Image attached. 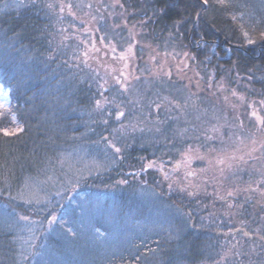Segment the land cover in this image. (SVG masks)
Returning <instances> with one entry per match:
<instances>
[{"label":"trees","instance_id":"16d2710c","mask_svg":"<svg viewBox=\"0 0 264 264\" xmlns=\"http://www.w3.org/2000/svg\"><path fill=\"white\" fill-rule=\"evenodd\" d=\"M120 2L126 11L116 0H0V102L8 98L0 110V264H264V250L253 252L243 236L257 227L264 234V208L251 206L258 195L243 209L212 195L264 180V154L225 166L226 180L214 167L237 140L264 139L245 120L251 102L264 117V0H230L228 7L214 0L204 7L198 0ZM129 30L138 41L131 60L140 79L122 94L113 79L119 70H111L119 67L113 57L134 43ZM181 60L191 70L180 73ZM161 65L171 78L153 75ZM238 78L251 91L237 86ZM231 88L243 94V106L234 104ZM16 124L24 130L3 135ZM189 146L205 159H193L180 183L179 173L168 171L165 181L143 170L151 161L182 162ZM189 184L201 186L188 188L196 196L179 190ZM51 215L61 218L49 225Z\"/></svg>","mask_w":264,"mask_h":264},{"label":"snow or ice","instance_id":"6c2138e0","mask_svg":"<svg viewBox=\"0 0 264 264\" xmlns=\"http://www.w3.org/2000/svg\"><path fill=\"white\" fill-rule=\"evenodd\" d=\"M198 2L201 4V7H204V6L209 5L210 0H198ZM214 2L216 4H218L219 6H221V7H228L230 0H214ZM116 4H118L121 9H125L124 3H121L120 0H116ZM47 7L51 9L53 7V5L52 4H48ZM68 7L71 8V5H68ZM88 7H91V5H88ZM113 7H115V5H113ZM60 11L61 12L64 11V6L63 5L60 6ZM125 11H126V9H125ZM69 14L71 15V12ZM121 15L123 16V13ZM231 19L233 21H236L237 17L235 15H233L231 17ZM126 21H127V18L125 17V24H124L125 27H127V22ZM81 23H83V21H81ZM141 23H145V22L142 21ZM114 26L116 28H119L121 25L116 24ZM133 28H135V25H133ZM241 30L243 32V36H244L245 41L248 44H254L255 40L250 36L249 32L243 31V25H241ZM62 31H67V30L63 29ZM129 32H130V37H131L132 41H134V43H130L129 44V47L127 49V54L121 53V55L119 56L120 60H125L126 61L128 59V56L132 54L133 48L135 47V44L138 43V41L135 40V34H132L131 30H129ZM260 35H261V37H264V32H261ZM101 42L103 43V40H101ZM81 43H84V42L81 41ZM93 48H95V44H93ZM96 51L99 52L100 49L97 48ZM111 51L115 52V47L114 46L111 47ZM182 54L186 58L187 61H195L196 60L195 55H192V54H190L188 52H183ZM83 56H84V60L82 62L85 65H87L88 58H89V52L85 51L83 53ZM115 58L116 57H113V59H115ZM150 58L153 61H155V59H156L155 56H152ZM180 65H182V67ZM128 67H129L128 63H125L124 66H123V69L120 70L119 76H113L115 84L119 86V90H121L122 94L129 92V90L132 88L131 81L133 79L134 80H139L140 79L139 76H135V75H131L130 73H126L124 71V69H127ZM185 69L191 70V65L186 63L184 60L179 61V63H178V71L180 73H185ZM161 74H163L164 76H167L168 78H171V76H172V72L171 71H163V65L160 66V71L153 73V75L157 79L160 78ZM197 75H198V73H197ZM188 79H189V81H191L192 78L189 77ZM107 83H108L107 80H105L104 84H107ZM104 84H100L99 87L100 88H104ZM196 87L199 88V81L196 82ZM106 90L107 89H105V91ZM101 95H103V93H101ZM232 95L233 96L236 95L235 91L232 92ZM164 99L167 100V97H165ZM6 100H7V97L5 96V101ZM225 101H227V97H225ZM106 102H107V100H105V103ZM169 103H171V102H169ZM260 103L262 105H264V101H261ZM178 106L179 105H177V107ZM102 107H103L102 102L100 100H97L96 101L97 110L102 109ZM156 107H157V109H159L161 107V105L160 104H156ZM250 107H251V105H250ZM5 108H6V103L5 102H0V110H4ZM2 115H4V112L0 111V116H2ZM109 115H111L110 112H109ZM251 115L253 117H255V119H256V121L258 122L259 125L264 126V118H262L260 115H258L255 110L252 111ZM123 117H125V112L118 109L117 113H116V119L117 120H121V118H123ZM12 121H13V123H16L15 116H12ZM103 122L105 124L108 123L107 120H104ZM121 126L124 127L123 124ZM240 126L243 127V121L242 120L240 121ZM132 127L135 128V125H132ZM23 130H24L23 127L21 125H19V124H16V128L14 130L2 129L4 136L16 135L18 131L22 132ZM259 130L262 133H264V127H261ZM186 131H187V129H184V132H186ZM181 134L183 135V133H181ZM209 138H211V137H209ZM104 139L107 140L106 137ZM241 142L243 143V141H241ZM257 143H258L257 140L253 139L252 140L253 147H251L246 153H244L243 155H240L239 157H237L236 155H231V156L226 157V158L221 157V158L217 159L216 164L217 165H225L228 170H231L233 168V166H234V164H233L234 161L246 162V161H244V155H247V156H249L252 159H258V157L253 156V153H255L257 151L264 150V139H261L259 141V147H256ZM108 146L113 148L115 153H117V154H119L121 152V148L117 147L115 144H112L111 142H109ZM193 151L194 150L189 146L186 149V151L184 153H182V155L184 157L183 163L186 166L190 167L191 159H201V160L205 159V157L201 156V155H196L195 157H193L191 155V153ZM262 154H264V153H262ZM212 163H213L212 160H208L209 166H212ZM156 166H157L156 165V161H151L145 166V168L143 170L146 171L148 168H153V167H156ZM179 167H180V165H177V169ZM159 170L163 172V167L160 166ZM202 171H208V169H203ZM219 172H220L221 176L223 177V179L226 180L227 176H224L225 167L219 168ZM192 174H193L192 172H188L187 173V175H192ZM133 175H135V174H133ZM164 178L165 179H169V176H168L167 173L164 174ZM212 179H216V177H213ZM217 182L219 184H221V188H222V181L218 180ZM119 183L126 184V183H128V181L127 180H121V181H119ZM262 184H264V180L258 181L256 186H253L252 184H249L248 187H246V188H240L238 186L231 187L229 189L224 190V192H225L224 195L220 194V189H216V190H214V193H212V195H214L216 197V199H218L220 201H223L226 204L228 209H233L234 207L239 208V209H243L246 204H250L251 203V201L253 200L252 193H255V194L258 195L259 199H257L255 204H252L251 206L252 207H256L257 205H259L260 207L264 208V187H261ZM189 187L200 188L201 186L200 185L193 186V185L189 184L188 186L180 187L179 190L181 192H187V195L190 196V197L196 196L198 193L194 192V191H189L188 190ZM169 190L170 191L173 190L172 184H169ZM204 191L206 193V189ZM241 193H246L247 195H245L244 200L242 202L237 203L236 202L237 201V197H239ZM229 198H231V199H229ZM26 202L29 203V204L32 203L31 200L26 201ZM37 203H39V201H37ZM21 219L27 220V217H21ZM261 219H264V216H262ZM56 220H57V217L55 215H51V219H49L47 222H48L49 225H51V224H54L56 222ZM63 223L65 225L67 224L66 221H64ZM66 231H68L69 233H71L73 235L75 234L74 229L71 228V227H66ZM237 231H242V230H237ZM243 236L247 237L249 240L252 241V243H253L252 251L253 252H255L257 248H260L261 250H264V234L261 233V229L259 227L254 229L252 232L243 231ZM239 243H240V241L238 240L237 244H239ZM233 247L235 248L236 245H233ZM226 259H227V253L224 256L221 257V260H226ZM217 264H220V262L218 261Z\"/></svg>","mask_w":264,"mask_h":264},{"label":"rangeland","instance_id":"374dc122","mask_svg":"<svg viewBox=\"0 0 264 264\" xmlns=\"http://www.w3.org/2000/svg\"><path fill=\"white\" fill-rule=\"evenodd\" d=\"M125 54H127V52H124ZM117 55V54H116ZM121 54H118L117 56L119 57ZM117 56H114V57H116L115 58V61H116V64H118L119 65V67L118 68H113V70H111V71H113V73H114V71H116V70H119V73H120V70L121 69H123V66H124V64L125 63H128V65H129V67L127 68V69H124V71L126 72V73H130L131 75H135V72H136V66L134 65V63L132 62V58H131V55H129L128 56V59L125 61V60H120ZM112 73V72H111ZM131 78V77H130ZM236 81H237V86L238 85H240V84H242L243 85V87H245L246 89H249V84L246 82V81H242L241 80V78H238V79H236ZM236 86V87H237ZM218 87H219V89L220 90H223V91H226V88H225V84L224 83H222V84H220V85H218ZM225 89V90H224ZM231 91L233 92L234 91V88H231ZM249 91H251V89H249ZM232 92L231 93H229L231 96H233L232 95ZM224 93H226V92H224ZM236 93V95L234 96L235 98V103L234 104H236V106L239 104L240 106H241V102H240V100H242V106H243V104H244V96H243V94H240V93H238V92H235ZM2 102H5L6 104L8 103V98H7V100L5 101V96H3V98H2ZM250 105H251V107H250ZM249 106H247L246 107V112H247V116H245L246 118H245V120L248 122V123H252V125H255L256 126V128L257 129H260L261 127H264V126H261V125H259L258 124V122L256 121V119H255V117H253L252 115H251V113H252V111L253 110H255L256 112H257V114H258V107H257V104L255 103V102H251V104H250ZM249 107H250V112L248 113V109H249ZM237 110L240 112V108H237ZM242 112V111H241ZM259 115V114H258ZM262 117V116H261ZM262 118H264V117H262ZM245 121V122H246ZM257 133H259V132H257ZM249 135V134H248ZM259 136V135H258ZM253 139H256L257 140V145H256V147H259V139L256 137V135H254V137L253 136H251L250 135V138H245V139H240V140H237L236 142H234V144H235V146H237V148L236 149H233V150H231V153L227 156V157H229V156H231V155H236L237 157H239L240 155H243L244 153H246L251 147H253V145H252V140ZM241 141H243V143L241 142ZM239 150V151H238ZM262 153H264V150H261V151H257V152H255V153H253V156H260V155H263ZM245 156H247V155H245ZM220 157H222V156H220ZM224 158H226L225 156H224ZM249 159H250V157H249ZM252 159V158H251ZM184 161V160H183ZM183 161L182 162H179V163H176V164H174V165H171V166H168V165H164L163 163H159V162H156V167H153V169L154 170H156L158 173H159V175L166 181L167 179H165L164 178V174L165 173H168V176L170 175V173L172 174H176V173H179L178 174V177H177V180H176V182H181L182 180V177H183V175L185 174V172H187L188 170H190V168H191V166L192 165H194L193 164V159H191V161H190V167L189 166H186L184 163H183ZM238 161H234L233 162V164H235V165H239V163H237ZM241 163V162H240ZM177 165H180V167L177 169ZM160 166H162L163 167V172L162 171H160L159 170V167ZM214 167L216 168V169H218L219 170V168H221V167H225V165H217L216 164V166L214 165ZM234 167V166H233ZM211 168H212V166H211ZM170 173H169V172ZM56 217H57V220H59V218H61V215H55ZM56 220V221H57Z\"/></svg>","mask_w":264,"mask_h":264}]
</instances>
